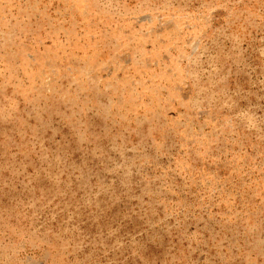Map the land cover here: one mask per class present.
I'll list each match as a JSON object with an SVG mask.
<instances>
[{
    "label": "rangeland",
    "instance_id": "1",
    "mask_svg": "<svg viewBox=\"0 0 264 264\" xmlns=\"http://www.w3.org/2000/svg\"><path fill=\"white\" fill-rule=\"evenodd\" d=\"M0 264H264V0H0Z\"/></svg>",
    "mask_w": 264,
    "mask_h": 264
}]
</instances>
